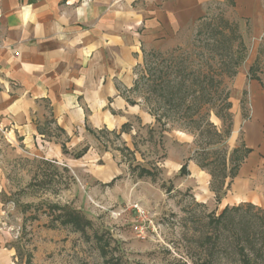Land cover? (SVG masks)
Listing matches in <instances>:
<instances>
[{"label":"rangeland","instance_id":"374dc122","mask_svg":"<svg viewBox=\"0 0 264 264\" xmlns=\"http://www.w3.org/2000/svg\"><path fill=\"white\" fill-rule=\"evenodd\" d=\"M112 2L120 12L134 10L136 35L146 53L184 48L203 16L215 23L222 17L237 27L243 61L236 76L224 80L233 118L224 147L231 151L243 141L251 153L221 200L264 210V0ZM222 54L221 60H228ZM135 72L140 76L142 69ZM135 100L148 110L142 98ZM211 121L220 127L214 116ZM130 126L119 139L101 132L87 143L85 159L66 168L22 157L0 132V236L7 235L4 246L14 251L15 264H192L189 256L199 251L207 216L219 213L196 201L192 179L179 175L178 166L193 153V137H180L179 129L156 122L151 128L138 121ZM139 168L151 170L153 177H139ZM111 174L114 183L103 185ZM198 185L204 188L202 177ZM71 211L89 222L85 233L61 222Z\"/></svg>","mask_w":264,"mask_h":264},{"label":"crops","instance_id":"0c3cea01","mask_svg":"<svg viewBox=\"0 0 264 264\" xmlns=\"http://www.w3.org/2000/svg\"><path fill=\"white\" fill-rule=\"evenodd\" d=\"M141 47L134 10L120 12L112 0H81L78 5L70 0H0V132L5 141L22 157L66 168L85 159L87 143L103 131L123 138L132 122L151 128L154 118L130 94ZM123 125L126 132L120 133ZM73 148L85 153L75 158ZM189 158L187 178L196 201L216 212L232 206L226 197L215 202L209 175ZM112 177L110 182L116 179ZM2 187L0 178V192ZM3 235L0 264H15Z\"/></svg>","mask_w":264,"mask_h":264},{"label":"trees","instance_id":"16d2710c","mask_svg":"<svg viewBox=\"0 0 264 264\" xmlns=\"http://www.w3.org/2000/svg\"><path fill=\"white\" fill-rule=\"evenodd\" d=\"M196 22L194 38L184 48L142 51V62L135 67L142 72L139 76L134 69L130 94L134 100L142 98L149 114L163 128L170 125L193 137L194 149L188 161L209 175V190L219 203L251 153L243 141L231 151L224 147L233 126L232 105L224 80L235 77L243 61L241 36L237 27L222 17L216 23L205 16ZM234 42H238L235 50ZM222 53L228 60H221ZM135 101L128 103L135 105ZM211 116L220 122V127L213 124ZM126 128L123 125L120 133H125ZM86 130L93 134L89 128ZM113 135L119 139L121 134ZM84 153L85 149L74 157L80 158ZM138 171L141 178L153 177L151 170ZM179 175H189L187 163L180 167ZM65 216L61 220L63 225L85 233L89 222L83 215L71 211ZM206 225L207 232L197 242L198 253L189 256L192 264H264V210L249 203L225 206L218 214L210 213Z\"/></svg>","mask_w":264,"mask_h":264},{"label":"built area","instance_id":"2783aa9c","mask_svg":"<svg viewBox=\"0 0 264 264\" xmlns=\"http://www.w3.org/2000/svg\"><path fill=\"white\" fill-rule=\"evenodd\" d=\"M139 213H140V210H139Z\"/></svg>","mask_w":264,"mask_h":264}]
</instances>
